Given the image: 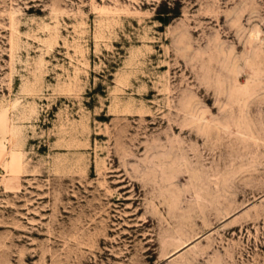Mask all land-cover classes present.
Returning a JSON list of instances; mask_svg holds the SVG:
<instances>
[{"label":"rangeland","instance_id":"obj_1","mask_svg":"<svg viewBox=\"0 0 264 264\" xmlns=\"http://www.w3.org/2000/svg\"><path fill=\"white\" fill-rule=\"evenodd\" d=\"M0 264H264V0H0Z\"/></svg>","mask_w":264,"mask_h":264}]
</instances>
